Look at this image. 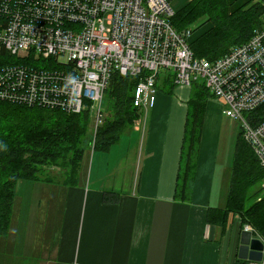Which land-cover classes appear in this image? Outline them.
Masks as SVG:
<instances>
[{
  "label": "crops",
  "instance_id": "0c3cea01",
  "mask_svg": "<svg viewBox=\"0 0 264 264\" xmlns=\"http://www.w3.org/2000/svg\"><path fill=\"white\" fill-rule=\"evenodd\" d=\"M228 1L235 8L247 0ZM190 89H159L117 145L86 151L74 184L17 180L11 222L0 236V264H234L237 217H229L223 233L206 221L207 208L223 207L226 197L211 204L224 123L213 98L205 105L191 200L174 199ZM111 149L118 152L113 162Z\"/></svg>",
  "mask_w": 264,
  "mask_h": 264
},
{
  "label": "built area",
  "instance_id": "2783aa9c",
  "mask_svg": "<svg viewBox=\"0 0 264 264\" xmlns=\"http://www.w3.org/2000/svg\"><path fill=\"white\" fill-rule=\"evenodd\" d=\"M173 13L167 0H0V50L55 62L49 70L1 59L0 100L76 113L89 107L94 133L112 73L145 70L133 95L143 109L155 101L158 71L168 69L180 85L203 80L222 113L241 122L242 136L264 168V120L253 127L243 116L264 101L263 34L207 61L194 56L189 30L185 38L174 29ZM246 264H264V243L262 258Z\"/></svg>",
  "mask_w": 264,
  "mask_h": 264
},
{
  "label": "trees",
  "instance_id": "16d2710c",
  "mask_svg": "<svg viewBox=\"0 0 264 264\" xmlns=\"http://www.w3.org/2000/svg\"><path fill=\"white\" fill-rule=\"evenodd\" d=\"M167 1L172 3L174 0ZM228 2L189 0L179 8L173 6L170 23L182 37L187 30L190 31L185 38L195 57L215 61L257 33L263 34L261 43L264 46V0H247L235 8L229 7L231 2ZM202 27L205 28L193 35ZM1 59L49 70L55 63L50 58L33 62L31 55L18 58L4 50H0ZM144 71L138 75L112 73L104 90L109 113L102 118L94 133L89 107L76 113L58 106L0 100V236L6 233L11 222L17 180H54L74 184L86 151L107 150L120 134L125 133L124 125L130 127L139 117L141 111L133 104V95ZM175 85L173 72L168 69L158 71L156 91L161 89L170 93ZM190 87L174 186V199L179 202L191 200L205 105L209 98L215 99L203 80H192ZM86 103L89 106L91 101ZM243 116L251 126L258 125L264 120V101L245 111ZM241 130L240 127L236 135L225 203L223 207L209 206L206 221L219 227L223 233L229 217H237L241 230L244 225L248 226L264 243V168L259 165ZM248 261L236 257L234 264Z\"/></svg>",
  "mask_w": 264,
  "mask_h": 264
},
{
  "label": "rangeland",
  "instance_id": "374dc122",
  "mask_svg": "<svg viewBox=\"0 0 264 264\" xmlns=\"http://www.w3.org/2000/svg\"><path fill=\"white\" fill-rule=\"evenodd\" d=\"M262 21H263L262 27L264 29V15L262 16ZM102 99H104L101 103V109L103 111L102 118H105L104 116L108 115V113H109V108H108L107 104L105 103V99H107L106 94H103ZM219 106H220L219 111L221 110L220 113L224 117L223 118L224 123L222 125V138H221V142H220L217 164H216L214 192H213V196L211 199V204H214V205H221L224 202V197H225V194L227 191V185H228V180H229V175H230L231 161H232L233 154H234L236 135H237V133L241 127V122L239 120L227 118V116H225L222 113V106L220 104H219ZM134 124H135V120H133L130 127H127V125H124L123 129H126V131L127 130L130 131L132 129V127L134 126ZM90 132H91V128H90ZM125 135H126V132L122 133L120 135V138L117 141H115L114 144H112V146L117 145L115 143H117L118 141L120 142V139L125 137ZM112 149H111V151H112ZM96 151L97 150L93 151L92 153H97ZM89 152H90V149H89ZM109 153H110L109 155H111V157H112V162H113V160H114L113 158L118 152H117V150H114V151L109 152ZM112 162H111V164H112ZM130 176L131 175L128 172L125 175V177L122 178V180H121L122 181V184H121L122 188L125 189L127 187L128 182L131 179ZM14 215H16V210L14 211ZM15 219H13V223H14ZM25 221H26V216L23 213L22 223ZM235 222L237 223L238 220ZM250 233H251L252 237H255L251 231H250ZM257 239H259V238H257ZM262 244H263V242H262Z\"/></svg>",
  "mask_w": 264,
  "mask_h": 264
},
{
  "label": "water",
  "instance_id": "95a60500",
  "mask_svg": "<svg viewBox=\"0 0 264 264\" xmlns=\"http://www.w3.org/2000/svg\"><path fill=\"white\" fill-rule=\"evenodd\" d=\"M263 244L256 237H252L250 231L244 228L240 232L237 258L259 261L262 258Z\"/></svg>",
  "mask_w": 264,
  "mask_h": 264
}]
</instances>
